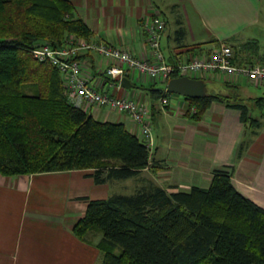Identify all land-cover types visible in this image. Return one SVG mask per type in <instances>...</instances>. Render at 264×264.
Returning <instances> with one entry per match:
<instances>
[{"label":"crops","instance_id":"crops-1","mask_svg":"<svg viewBox=\"0 0 264 264\" xmlns=\"http://www.w3.org/2000/svg\"><path fill=\"white\" fill-rule=\"evenodd\" d=\"M71 2L74 15L92 31L89 39L139 57H150L143 22L160 13L167 22L162 35L167 62L208 55L224 42L232 46L236 63L264 62V0ZM83 60L84 73L103 85L99 67L104 62L99 55L84 52ZM128 77L133 83L154 84L137 72ZM194 78L206 82L207 94L228 97L213 102L200 119L192 117L190 101L183 95L170 97L171 104L163 106L148 89L122 86L113 90L118 96L148 100L151 105L150 165L135 176L97 183L93 169L0 173V264H102L98 244L103 233L93 229L82 240L73 228L90 200L125 194L118 190L126 189L131 181L134 192L128 194L154 186L169 192L189 191L193 186L209 187L216 171H229L237 190L264 208V83L222 71ZM90 114L100 121L122 122L141 138L139 128L123 113L95 106Z\"/></svg>","mask_w":264,"mask_h":264},{"label":"trees","instance_id":"trees-1","mask_svg":"<svg viewBox=\"0 0 264 264\" xmlns=\"http://www.w3.org/2000/svg\"><path fill=\"white\" fill-rule=\"evenodd\" d=\"M72 34L89 38L92 31L74 15L71 0H0L3 175L93 169L95 181L104 183L150 165L142 138L122 122L100 121L74 106L59 70L31 53L36 44L61 45ZM150 87L155 98L172 94ZM185 98L194 119L228 100L207 93ZM93 229L103 233L102 264H264V208L237 190L229 171H216L207 188L154 186L92 199L73 233L86 240Z\"/></svg>","mask_w":264,"mask_h":264},{"label":"built area","instance_id":"built-area-1","mask_svg":"<svg viewBox=\"0 0 264 264\" xmlns=\"http://www.w3.org/2000/svg\"><path fill=\"white\" fill-rule=\"evenodd\" d=\"M167 26L163 15L155 13L146 18L143 28L147 35L150 57H139L114 45L94 41L89 38L70 35L65 43L52 45L49 42L36 44L32 55L39 61H48L60 72L69 101L76 107L90 112V106L116 110L130 117L139 128L141 138L153 149V123L151 105L148 100L121 97L113 93L121 88L122 78L132 72L145 75L153 83L166 84L172 77L189 76L211 71L238 73L264 83V62L238 65L234 61L231 45L224 42L211 53L196 56L189 60L167 62L162 49V35ZM96 52L104 67H99L105 80L100 85L83 70V53ZM165 90L167 92V87ZM160 103H170V95L160 97ZM193 112L196 109L193 107Z\"/></svg>","mask_w":264,"mask_h":264},{"label":"water","instance_id":"water-1","mask_svg":"<svg viewBox=\"0 0 264 264\" xmlns=\"http://www.w3.org/2000/svg\"><path fill=\"white\" fill-rule=\"evenodd\" d=\"M126 88L151 89V87H141L133 83L128 76H124L121 81ZM167 91L180 94L185 97L200 98L206 95V82L200 78L189 76L172 77L167 83Z\"/></svg>","mask_w":264,"mask_h":264},{"label":"rangeland","instance_id":"rangeland-1","mask_svg":"<svg viewBox=\"0 0 264 264\" xmlns=\"http://www.w3.org/2000/svg\"><path fill=\"white\" fill-rule=\"evenodd\" d=\"M87 53H89V52H87ZM236 63V62H235ZM236 64H238V63H236ZM238 65H240V64H238ZM243 65V64H242ZM136 82V81H135ZM148 81L147 80H144V81H142L141 83L143 84V85H141L140 83H136L137 85H139V86H141V87H150V85L149 84H146ZM158 84H157V86L156 87H165L166 86V84L165 83H161V81H159L158 80V82H157ZM127 90H129L128 88H126ZM176 96H179V95H177V94H175V93H172L171 94V99L173 100V97H176ZM169 104H171V100H170V103ZM168 104V105H169ZM93 107H95V106H90V109H92ZM153 150V149H152ZM131 181V180H130ZM130 183V182H129ZM132 184H133V182L131 181V183L126 187V189H124V190H118V192H123V193H125V194H128V193H132V192H134V187H132Z\"/></svg>","mask_w":264,"mask_h":264}]
</instances>
